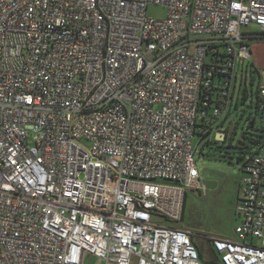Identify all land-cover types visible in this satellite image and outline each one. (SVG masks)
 Segmentation results:
<instances>
[{
    "label": "built area",
    "instance_id": "built-area-1",
    "mask_svg": "<svg viewBox=\"0 0 264 264\" xmlns=\"http://www.w3.org/2000/svg\"><path fill=\"white\" fill-rule=\"evenodd\" d=\"M252 25L264 0H0V264H204L176 223L200 94L229 93ZM235 212L218 263L264 264V145Z\"/></svg>",
    "mask_w": 264,
    "mask_h": 264
},
{
    "label": "rangeland",
    "instance_id": "rangeland-1",
    "mask_svg": "<svg viewBox=\"0 0 264 264\" xmlns=\"http://www.w3.org/2000/svg\"><path fill=\"white\" fill-rule=\"evenodd\" d=\"M147 11L160 18L165 16L167 9L151 4ZM249 29L258 30V27L252 25ZM258 45L262 47L259 63L255 61ZM249 48L253 53L251 60L235 61L233 102L216 120L213 136L192 137L201 188L194 186L186 190L181 218L176 223L193 233V240L205 258L212 254L208 237L237 238L234 230L240 218L235 205L241 162L256 150L257 144L253 140L264 137V123L255 111L257 89L264 82V39L251 40ZM217 130L224 133L222 139H216ZM86 260L91 264L98 263L94 257L87 256Z\"/></svg>",
    "mask_w": 264,
    "mask_h": 264
},
{
    "label": "trees",
    "instance_id": "trees-1",
    "mask_svg": "<svg viewBox=\"0 0 264 264\" xmlns=\"http://www.w3.org/2000/svg\"><path fill=\"white\" fill-rule=\"evenodd\" d=\"M248 45L249 42L251 40H263L264 39V31H252L250 33H248ZM230 55L227 54L226 52H222L219 53L217 58L215 59L216 62H224L226 58H228ZM243 70V68H242ZM236 73V72H235ZM228 76V74L216 71L212 73L211 76V84L210 87L208 89V91L206 92H202L200 94V110L202 111V116L198 119V121L195 123V129H194V135H198L200 138L206 136V135H212L214 133L215 130V124H216V120L218 118H220V115L222 114L223 111V107L228 105V104H232L233 102V97L235 92L234 91V84L232 83V88H230L229 93H223V90L226 88H223V83L224 78ZM236 78V74H234V78H233V82ZM236 91V90H235ZM259 88L257 89V95H256V101H255V111L259 112ZM218 111V113H217ZM260 114V112H259ZM261 117V116H260ZM263 122V121H262ZM254 121L251 120V124L253 125ZM220 131V130H217ZM253 142L255 144H257V148H261L264 145V137H260L258 139H254ZM255 153V152H253ZM249 154L248 156H246L245 158H241L239 157V159H242V168L245 165V163L247 162V160L251 157V155L253 154ZM186 193V192H185ZM185 197V195H184ZM184 201V199H183ZM184 206V205H183ZM192 241L195 244L197 250H198V254H199V258L200 260L204 263V264H219L217 261V258L214 254V252L211 249V256L209 258H205L203 255V252L201 251V249L197 246V244L195 243V241L193 240L192 237Z\"/></svg>",
    "mask_w": 264,
    "mask_h": 264
},
{
    "label": "crops",
    "instance_id": "crops-1",
    "mask_svg": "<svg viewBox=\"0 0 264 264\" xmlns=\"http://www.w3.org/2000/svg\"><path fill=\"white\" fill-rule=\"evenodd\" d=\"M252 30V29H251ZM252 31H254V30H252ZM256 31V30H255ZM261 48V49H260ZM261 51H262V47H259V45H258V47H257V52H256V62H260V60H259V55L260 54H262L261 53ZM252 50L250 49V57H249V59L248 60H251V58H252ZM243 63V62H242ZM234 73H235V70H234ZM264 85V82H261V85L260 86H263ZM259 86V87H260ZM258 87V88H259ZM231 105L230 104H228V105H226V106H224L223 107V111H222V114L223 113H225L228 109H229V107H230ZM257 113V115H258V117H259V119L261 120V117H260V114H259V112H256ZM222 115H220V117H221ZM262 121V120H261ZM224 137V136H223ZM258 150H260V148H256V150L254 151V152H257ZM242 173H243V168H242V164H241V176H242ZM240 176V177H241ZM240 182H241V178L239 179V182H238V193H237V196H239V193H240Z\"/></svg>",
    "mask_w": 264,
    "mask_h": 264
},
{
    "label": "water",
    "instance_id": "water-1",
    "mask_svg": "<svg viewBox=\"0 0 264 264\" xmlns=\"http://www.w3.org/2000/svg\"><path fill=\"white\" fill-rule=\"evenodd\" d=\"M224 136V133L222 131H217L216 132V139H222Z\"/></svg>",
    "mask_w": 264,
    "mask_h": 264
}]
</instances>
